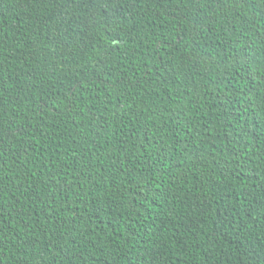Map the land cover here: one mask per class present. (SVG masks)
Listing matches in <instances>:
<instances>
[{"label": "trees", "instance_id": "1", "mask_svg": "<svg viewBox=\"0 0 264 264\" xmlns=\"http://www.w3.org/2000/svg\"><path fill=\"white\" fill-rule=\"evenodd\" d=\"M0 264H264V0H0Z\"/></svg>", "mask_w": 264, "mask_h": 264}]
</instances>
